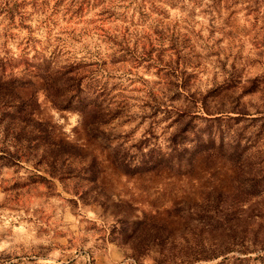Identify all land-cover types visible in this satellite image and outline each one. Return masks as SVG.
<instances>
[{
    "label": "rangeland",
    "instance_id": "1",
    "mask_svg": "<svg viewBox=\"0 0 264 264\" xmlns=\"http://www.w3.org/2000/svg\"><path fill=\"white\" fill-rule=\"evenodd\" d=\"M54 71L71 106L36 97L66 147H25L8 83L25 99ZM211 143L264 175V0H0V264H264V191L237 200L238 231L209 218L235 193L223 154L139 169Z\"/></svg>",
    "mask_w": 264,
    "mask_h": 264
},
{
    "label": "trees",
    "instance_id": "2",
    "mask_svg": "<svg viewBox=\"0 0 264 264\" xmlns=\"http://www.w3.org/2000/svg\"><path fill=\"white\" fill-rule=\"evenodd\" d=\"M3 73V71H1ZM59 73L54 71L47 78H50V83L46 86L44 84L35 87V85L31 81L25 82V86H27L29 92L25 99H20L18 94L16 93V89L14 87L17 85H21L17 80H13L8 83L10 87L9 94L11 98L17 102V105H13L12 111L1 113L2 116H7L11 121H19L20 123H27L29 125L30 130L27 132V135L24 137L25 147H40L45 146L49 147L50 145H57L58 147H66L64 139L60 137V133H57L56 130L50 125L49 119L45 114L44 109L41 107L39 103V99L36 97L37 92L41 91L45 95V99L47 103L50 104L54 109L59 111H65L71 106V101L68 103H63L58 99H54L51 96H55L59 93V85L57 83V77ZM57 98V97H56ZM50 106V107H51ZM78 111L81 113V122L83 125L89 124L91 129L94 132L99 131L101 127V114L99 110L87 104L79 103L77 104ZM86 116H90V121H86ZM19 136L20 134H16L13 137V144H19ZM238 144L231 145V147H223L218 146L214 147V143L210 145H197L192 149L182 148V149H173L167 158L158 157L155 155L153 149H148L145 153L142 154L141 161L139 164V169L142 172L153 171L161 165L168 166V168L172 169L173 167L177 169H181L182 167L191 170L192 166L200 159L204 160L205 157H210L213 153L215 154H223L225 156V162L232 165L233 168H236V176H235V189L234 196L232 193L224 192L219 196L215 197L214 202L216 205H221L220 201L222 197L233 198L231 202L223 203V207L227 212L225 213H215L212 214L209 218L214 221V228L217 225H221V227L225 226V231L232 230L238 231L240 228L239 221L242 219L237 214V206L239 197H243L246 195H251L255 193H259L261 190L264 191V175L258 174L254 169L253 163L247 157H243L241 147H237ZM187 153L188 156L185 160H182V154ZM30 156V155H29ZM44 157V153L38 156L28 157L26 160L29 162H38L40 163L42 158ZM236 198V199H234ZM233 200V201H232ZM213 202V203H214ZM236 202V203H234ZM197 243H193L190 245L189 250L193 251V256L197 257L202 255L204 259L215 258L219 255H215L211 252V247H206L204 243L200 241H195Z\"/></svg>",
    "mask_w": 264,
    "mask_h": 264
}]
</instances>
